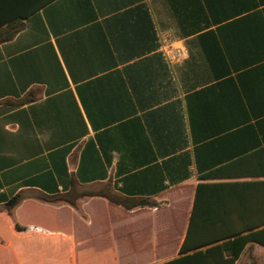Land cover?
Instances as JSON below:
<instances>
[{"label": "crops", "instance_id": "1", "mask_svg": "<svg viewBox=\"0 0 264 264\" xmlns=\"http://www.w3.org/2000/svg\"><path fill=\"white\" fill-rule=\"evenodd\" d=\"M29 1L48 4L29 16ZM14 11L24 29L0 44L3 264L172 261L201 183L244 182L264 209V0H0V23ZM74 186L155 205L42 200ZM235 264H252L248 249Z\"/></svg>", "mask_w": 264, "mask_h": 264}, {"label": "trees", "instance_id": "2", "mask_svg": "<svg viewBox=\"0 0 264 264\" xmlns=\"http://www.w3.org/2000/svg\"><path fill=\"white\" fill-rule=\"evenodd\" d=\"M16 2H14L15 6ZM29 1L27 14L30 16L42 5ZM19 15V16H18ZM15 13L9 23H0V44L13 40L24 29V16ZM35 100L25 96L17 101H9L21 106ZM243 168V166H242ZM222 170L214 171L207 178H219ZM236 176H243V171ZM101 196L125 210L135 207L154 206L147 198H129L113 193L109 186L96 192H78L75 186L67 193L43 196L42 200L66 202L76 206L85 197ZM18 197L10 200L6 207L13 208ZM245 193L244 182L201 183L198 185L188 230L181 246L179 258L163 264H235L248 249L252 264H258L252 255L253 245L264 247V209L256 208Z\"/></svg>", "mask_w": 264, "mask_h": 264}, {"label": "built area", "instance_id": "3", "mask_svg": "<svg viewBox=\"0 0 264 264\" xmlns=\"http://www.w3.org/2000/svg\"><path fill=\"white\" fill-rule=\"evenodd\" d=\"M169 47L170 46H167L164 51L170 55V60L176 62L183 58L184 51H182L181 49L172 50Z\"/></svg>", "mask_w": 264, "mask_h": 264}, {"label": "rangeland", "instance_id": "4", "mask_svg": "<svg viewBox=\"0 0 264 264\" xmlns=\"http://www.w3.org/2000/svg\"><path fill=\"white\" fill-rule=\"evenodd\" d=\"M2 256L3 255H0V264H3V258H2ZM92 260H94V259H82V260H80V264H87L89 261H92Z\"/></svg>", "mask_w": 264, "mask_h": 264}]
</instances>
